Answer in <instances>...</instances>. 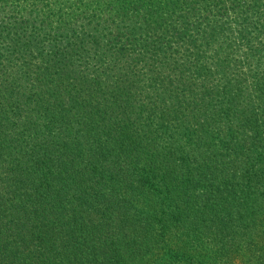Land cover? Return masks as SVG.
I'll use <instances>...</instances> for the list:
<instances>
[{
    "label": "trees",
    "instance_id": "trees-1",
    "mask_svg": "<svg viewBox=\"0 0 264 264\" xmlns=\"http://www.w3.org/2000/svg\"><path fill=\"white\" fill-rule=\"evenodd\" d=\"M0 264H264V0H0Z\"/></svg>",
    "mask_w": 264,
    "mask_h": 264
}]
</instances>
